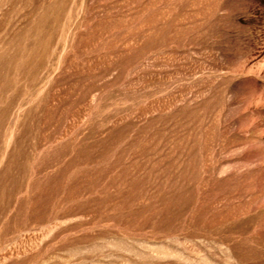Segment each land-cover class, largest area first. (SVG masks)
<instances>
[{"label":"rangeland","instance_id":"rangeland-1","mask_svg":"<svg viewBox=\"0 0 264 264\" xmlns=\"http://www.w3.org/2000/svg\"><path fill=\"white\" fill-rule=\"evenodd\" d=\"M0 264H264V0H0Z\"/></svg>","mask_w":264,"mask_h":264}]
</instances>
